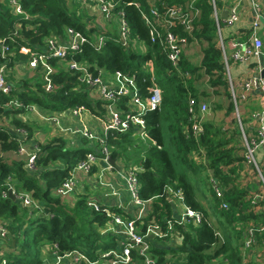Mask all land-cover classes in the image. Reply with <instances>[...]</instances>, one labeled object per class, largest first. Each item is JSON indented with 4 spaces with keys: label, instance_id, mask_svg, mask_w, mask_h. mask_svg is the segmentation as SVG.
Listing matches in <instances>:
<instances>
[{
    "label": "trees",
    "instance_id": "16d2710c",
    "mask_svg": "<svg viewBox=\"0 0 264 264\" xmlns=\"http://www.w3.org/2000/svg\"><path fill=\"white\" fill-rule=\"evenodd\" d=\"M110 1L115 3L116 10H123L131 40L140 41L144 50L133 47L132 42L123 45L115 30L88 26L79 12L66 6L65 0H20L26 15L14 14L8 1L0 0V38H6L13 54L9 56L7 66L12 69L17 61L24 62L27 54L22 52L23 48L40 51L48 36H63L67 26L90 38L102 34L106 41L99 51L89 44H83L81 52L68 54L65 60L74 58L86 61L91 67L96 65L110 73L119 70L135 74L142 90L150 84L151 73L147 64L151 62L155 80L161 89V103L158 109L147 111L144 115L150 141L140 161L136 158L140 167L139 195L144 200L149 199L151 205L140 227L144 228L153 219L165 227L164 219L174 214L173 201H169L166 194L167 186L181 189L184 203L203 214L199 225L188 223L179 226L183 237L180 245L166 247L153 244L152 253L156 264H170L165 257L168 252L180 255L183 262L188 264H253L242 257L240 223L248 216L243 214L241 196L247 191L252 195L254 191H261V188L259 183L258 186H248L247 190H233L232 186L242 167L241 161H245L241 130L247 135L260 125L253 116L261 110L260 94L252 91L245 99L234 102L219 41L213 0H194L192 4L199 11L194 21L193 38L205 43L200 64L192 65L182 55L177 67L171 64L157 43L149 40L148 26L139 9L148 12L152 0ZM188 1L154 0L160 12L172 4H186ZM178 32L187 36L181 30ZM193 38L188 36V42ZM49 61L55 69L51 74V91L44 89L42 75L37 69L29 70L31 75L18 79L13 72L9 73L12 90L9 94L0 91V222L6 229L5 237L0 240V260L5 258L7 264H42L44 246L60 255L79 250L91 260L100 259L105 252L117 246L116 234L100 232V228H104L110 218L103 212L90 209L85 196L78 197L69 206L52 193L71 176L77 163L92 151L91 147L68 148L59 137H53L45 143L36 142L39 151L34 172L26 170L24 156L19 153L20 144L33 137L35 126L20 118L32 105L59 112L84 106L92 114L104 117L102 102L89 97V88L80 84L77 75L66 67L65 62L54 58ZM200 71L208 77L212 86L224 88V95L229 99L226 114L236 112L238 124L222 128L214 122L203 121V131L196 137L188 133L190 114L187 99L198 95L194 83L201 75ZM13 100L18 101V107L10 103ZM241 104L245 105V111L239 110ZM239 111L247 116L243 121ZM6 119H10V127L3 124ZM15 128L24 129V138ZM225 130L231 132L229 138H226ZM133 134L132 130L108 133L106 143L112 159L121 155L129 158L127 153L129 155V151L135 147ZM236 138L241 140L243 156L236 152V145H230ZM200 150L205 154L206 169L220 181L229 204L228 209L221 208L220 201L211 191L214 211L223 232L222 241H219L217 231L208 222L207 211L196 198L194 180L191 178L200 164L193 154ZM13 153L19 155V159L4 158ZM130 155L133 158L132 153ZM8 176L15 179L16 189L28 191L33 199L42 204L40 212L20 205L10 196H1ZM249 207V216H252L249 221H259L264 216V212L255 211L251 202ZM109 210L126 217L128 215L118 207L112 206ZM35 214L37 216L34 217ZM136 264H140V261L137 260Z\"/></svg>",
    "mask_w": 264,
    "mask_h": 264
},
{
    "label": "built area",
    "instance_id": "2783aa9c",
    "mask_svg": "<svg viewBox=\"0 0 264 264\" xmlns=\"http://www.w3.org/2000/svg\"><path fill=\"white\" fill-rule=\"evenodd\" d=\"M12 12L16 15H26L21 6L20 0H7ZM80 4L89 6L93 2L97 14L104 23H111L115 28L118 40L125 46L132 42L133 45H144L138 40H131L130 28L123 10H116L115 3L110 0H77ZM194 0H189L186 4H172L167 6L164 12H160L154 0L149 5L148 12L139 9L144 22L148 26L149 40L157 43L164 51L167 59L175 67L178 66L184 47L188 42V36L193 38L194 21L197 19L199 11L192 7ZM253 7L257 8L255 0H250ZM214 15L215 13V2ZM239 19L237 6L229 10L225 19L228 25L234 24ZM218 32L220 30L218 19L216 18ZM88 25V24H87ZM89 26V25H88ZM260 26L259 15L251 24L252 35L249 40H234L231 44L232 52L229 56L231 60L237 62H248L252 57H257L263 48L261 35L258 31ZM93 27L101 28L99 24ZM104 27V26H103ZM178 30L186 35H180ZM106 41L102 34L94 35L92 38L85 36L82 32L75 30L73 27H65L63 36L51 35L45 39L44 47L39 50L23 48L22 52L27 54L24 62L17 61L12 69L7 66L9 56L13 55L10 51V45L6 38H0V91L9 94L12 90V84L8 80L9 73L14 68H20L22 65L28 70L37 69L42 75L44 89L51 91L53 89L51 74L54 72V66L50 59H57L59 62H65L66 67L77 75L80 84L89 88V97L92 100H100L104 109L105 121L101 116H97L103 124L100 135L95 134L87 127H83L80 132L84 137L96 142V149L89 151L85 159L79 161L74 167L71 176L62 182L53 190V195L62 200L68 199L75 191L77 180L76 173L82 172L89 174L97 159L106 163V169L111 170L113 165L109 162L110 148L106 143L107 135L110 131L125 133L132 130L137 138L142 140L149 139L146 129L144 115L147 111L156 110L161 103V89L155 80L152 68L148 69L151 73L149 76L150 84L142 90L137 82V76L131 73H124L116 70L113 73L105 71L96 65L92 67L86 61L76 60L74 58L66 59L68 54H75L82 51L83 44H89L95 50L99 51ZM220 41V36H219ZM221 47L222 42H220ZM223 51V49H222ZM223 52L224 63L227 66L229 59ZM151 64V62H149ZM148 65V64H147ZM264 70V64L260 66ZM21 78V77H19ZM229 78V77H228ZM231 93L234 102L241 101L247 97L255 88L260 91L261 110L253 116L259 121L260 125L253 129L250 134L241 131L244 142L245 162L253 167L257 173L259 187L261 191H254L250 197V202L254 205L256 212H264V159L259 162L257 154L264 145V76L251 77L235 84L230 78ZM239 88V89H238ZM13 106L18 107L17 100L10 102ZM188 113L190 114V127L188 133L193 136H199L202 133V122L207 110V104L195 96H189L187 99ZM31 106L28 108L30 109ZM87 110L84 106L70 108L68 111L74 117H80L83 111ZM48 120L57 122L55 117H49ZM15 131L21 136H25L22 128H15ZM31 141V139L29 140ZM29 141H23L19 146V153L24 156L25 168L29 172H34L36 159L38 157V147L36 144L28 145ZM154 143L153 141H151ZM140 167L130 166L124 168L119 173L125 184V190L129 196L128 204L134 207L132 214L128 217L121 214H115L109 208L99 205L95 200L88 199L87 205L90 209L103 212L110 218L104 228H100L101 233L108 231L118 236L117 246L105 252L100 259L91 260L86 254L79 250H72L60 255L52 249L51 255L54 257L53 264H156V258L152 253L153 244L166 245V242H172L178 246L182 243V235L179 226L188 223L199 225L203 220V214L183 201L182 190L174 189L171 186L166 187L168 200L173 201L174 214L171 218L164 219L165 227L156 220H149L144 228L142 226L143 218L150 212V200H144L139 195L140 182L138 180V171ZM101 177V175H100ZM99 177V178H100ZM15 179L8 176L5 180V188L1 196L6 198L13 196L16 202L22 206H28L41 211L42 204L33 199L31 194L26 190H18L14 186ZM209 183L216 198L220 201V207L228 209L224 190L220 181L213 175L209 174ZM100 184L112 188L108 182L100 181ZM111 193H115L111 190ZM263 203V204H262ZM122 208V207H119ZM127 209V208H126ZM124 210V209H123ZM241 242L242 251L247 255L253 264H264V216L259 221H248L241 225ZM218 234V232H217ZM6 235V229L0 222V240ZM102 261V262H101ZM0 264H7L6 259L2 258ZM188 264V263H184Z\"/></svg>",
    "mask_w": 264,
    "mask_h": 264
},
{
    "label": "crops",
    "instance_id": "0c3cea01",
    "mask_svg": "<svg viewBox=\"0 0 264 264\" xmlns=\"http://www.w3.org/2000/svg\"><path fill=\"white\" fill-rule=\"evenodd\" d=\"M255 1L257 4V8L252 6L250 0H215V13L220 27V42H222L223 52L228 58L232 52L231 44L234 40L246 41L250 39L252 35L251 24L255 18V15H259L260 26L258 31L263 42L261 53L257 57H252L248 62H237L231 60V58L228 59V64L226 66L227 75L235 84H239L243 80L254 76L260 77V66L264 64V0ZM74 5L75 6H73L72 9H75L77 11L78 9L76 8L79 7L78 12L82 13L81 15L85 16V11H88L89 9L90 11H93L97 14V10L95 9L93 2H90L89 6H86L80 4L77 0H75ZM233 6H237L239 19L234 24L228 25L225 22V19L229 14L230 8ZM224 11H226L227 13L226 18L222 16ZM84 16L82 17L83 20L86 23L90 22V20H88V18ZM133 47H137V49L141 50V45H133ZM183 55L185 56L184 52ZM25 66L26 65L24 64L18 69L14 68L13 74L17 79L19 77H25L27 75L26 72H29V70ZM230 69H234V72L237 74L235 78L231 76ZM243 69L245 73L242 72ZM19 71H22L23 74H20L18 76L17 72ZM253 92L256 94L260 93L258 88H255ZM63 113L65 112L51 111L39 105H32L30 109H28L24 114L20 115V118L23 121H27L35 126L33 137L31 138V141H29L28 145H35L36 142L45 143L53 137H59L65 141V146L68 148L86 146L89 148L91 147V149H96L97 144L95 141L87 139L77 131L83 127H87L95 134L100 135L103 129V124L98 119V117L88 110L83 111L80 117L76 118L72 115H65ZM49 117H55L57 119V122L48 120ZM133 135L134 139H136V134L134 133ZM257 155H260V160L263 162L264 145L261 147ZM122 164L125 165V168L137 165L135 164V159L131 156L128 158L121 155L117 159H114V164H112L113 168L109 170L106 169V163L103 160L97 159L94 166L92 167V171L89 174H84L82 172L76 173L77 185L74 193L77 192L79 194L81 193V191L87 190V192L85 193L86 195L84 194L85 196H87V200L93 199L99 205L107 208L112 206L118 208L122 207L119 209H124L123 211L131 215L134 207L132 206V204H128L129 196L125 190L124 180L119 173L121 170L120 168L119 170L116 169L117 167H119V165L121 166ZM100 181L108 182L109 184H111L112 188L100 184ZM194 187L196 198L201 203L203 209L206 210L205 207L207 200L202 196L200 197L203 191L200 190V188L196 186L195 183ZM111 190H113L115 193H111ZM78 197L80 196L77 195L76 199ZM210 202L212 201L210 200ZM165 246L170 247L171 244L169 242H166ZM48 248L50 249V251L46 250ZM51 252L52 249L50 247H45V249H42V259L44 261L42 264H53L54 257L51 255ZM165 257L166 261L170 264H184L183 258L180 255L178 256L173 254L172 252H168Z\"/></svg>",
    "mask_w": 264,
    "mask_h": 264
},
{
    "label": "rangeland",
    "instance_id": "374dc122",
    "mask_svg": "<svg viewBox=\"0 0 264 264\" xmlns=\"http://www.w3.org/2000/svg\"><path fill=\"white\" fill-rule=\"evenodd\" d=\"M66 2V6L72 10L75 0H65ZM76 8V7H75ZM76 9L79 10V7H77ZM87 9V8H86ZM77 10V12H78ZM82 14V13H80ZM84 15H82L83 17ZM87 17L88 20H90V22H88L87 24L89 26H93L95 24H99L101 28L104 29H113L115 28L114 26H112L111 23H104L103 21H101L100 17L98 14L94 13L93 11H90V9L88 11H85V16ZM92 20V21H91ZM104 26V27H103ZM136 46V45H134ZM203 46H205L204 41H201L197 38H193L189 43L186 44V46L184 47V54H185V58L188 60V62H190L192 65H199L200 61H201V50L203 48ZM137 48V47H136ZM183 55V54H182ZM149 68H152L151 64L147 65ZM246 68V67H245ZM231 70V76L233 78H235V76L237 75L234 72V69H230ZM243 73H245L244 69L242 71ZM20 74H23L22 71L17 72V75L19 76ZM26 74L31 75L32 72H26ZM199 74H201L195 81V88H197L198 90V95L197 98H199L201 101L205 102L207 104V110L206 113L204 115V121H211L214 122L217 126L219 127H225L228 128L231 125L234 126L235 124H238V115L236 112L231 113L230 115L226 114V108L228 106V98L226 95H224V88L220 85L218 86H212L208 80V77L206 75L203 74V71H200ZM239 110H243L245 111V105H240L239 106ZM241 111H239L240 114V118L243 121V118H247V116H245ZM65 113V115H71L68 111H63ZM74 117V116H73ZM76 118V117H75ZM105 121H108L107 117L103 118ZM3 124L5 126L10 127V119H6V121L3 122ZM245 127H247V124H245ZM221 128V130H222ZM241 130V128H240ZM228 130H225L224 132H226V138L230 137L231 132H227ZM242 131V130H241ZM241 138V137H240ZM234 140V142H231L230 145L234 146L236 145L235 149L237 150L236 152L239 155L243 156V147L241 146V140ZM134 145L135 147H133V149L131 151H129V155L127 153V156H131L130 153H132L133 158L136 160V158H138V160L140 161V157L141 155L144 154L145 149L147 148V146L149 145V140L145 139L142 140L140 138H136L134 141ZM143 153V154H142ZM124 156V155H123ZM194 158H196V160H199L198 162H200V164L197 167V171L195 172L194 175L191 176L192 180H194V183L196 186H198L200 188V190L203 191V193H201L200 197H204V199L207 200L206 202V207L205 209L207 210V219L208 222L215 228V230L218 232V239L219 241H222V228L219 224V221L217 219V216L215 214V207L212 201V189L210 187V183H209V173L211 172L210 170L206 169V165H205V154L203 150H200V152H196L193 154ZM19 155L13 153L11 155H5L4 158L5 159H19ZM126 157V156H125ZM257 159L260 162V155H257ZM138 160H136L135 164L138 163ZM202 161V162H201ZM124 163V162H123ZM136 167H139V164L135 165ZM241 168L239 169V174L237 177H235V181L233 182V186L232 189L236 190L238 188H240L241 190H247L248 186H251L252 184H256L257 185V173L255 171V169L253 167H250L245 161H241ZM123 170L125 168V165L122 164L121 166L119 165V167H117V170ZM258 186V185H257ZM87 190H83L81 191V193H74L72 194L68 199H66L64 201V203L68 204L69 206H72L74 204V202L76 201V197L78 196H85ZM85 194V195H84ZM250 193L249 191H247L244 195L241 196V201L244 203L243 205H241V208L243 209V214L244 216H248L246 218V220H243L240 224H244L246 223V221H249L250 219H252V216H249V212H250V207H249V200H250ZM87 197V196H85ZM210 200L212 202H210ZM263 204V203H262ZM220 208V207H219ZM37 216V214L34 215V217ZM240 225V227H241ZM239 227V225H238ZM237 227V229H238ZM170 244L173 246L175 244H173L172 242H170ZM216 246V245H213ZM45 249V247H44ZM49 250L50 249H46ZM179 256V255H178ZM45 257V256H44ZM242 257L243 259H247L249 260V258L247 257V255L242 251ZM44 262V261H43ZM102 262V261H101ZM104 264H107L106 260L103 261Z\"/></svg>",
    "mask_w": 264,
    "mask_h": 264
},
{
    "label": "water",
    "instance_id": "95a60500",
    "mask_svg": "<svg viewBox=\"0 0 264 264\" xmlns=\"http://www.w3.org/2000/svg\"><path fill=\"white\" fill-rule=\"evenodd\" d=\"M222 16H223L224 18H226V16H227L226 11L223 12ZM261 76H262V77L264 76V70H262V72H261ZM109 162H110L111 164H114V159H112L111 156L109 157ZM10 197L13 198L12 195H10Z\"/></svg>",
    "mask_w": 264,
    "mask_h": 264
}]
</instances>
